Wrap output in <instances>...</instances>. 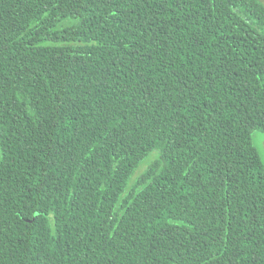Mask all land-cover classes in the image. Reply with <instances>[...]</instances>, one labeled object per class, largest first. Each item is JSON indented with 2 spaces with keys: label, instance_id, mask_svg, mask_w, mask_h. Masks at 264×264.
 Here are the masks:
<instances>
[{
  "label": "trees",
  "instance_id": "obj_1",
  "mask_svg": "<svg viewBox=\"0 0 264 264\" xmlns=\"http://www.w3.org/2000/svg\"><path fill=\"white\" fill-rule=\"evenodd\" d=\"M254 131L260 0H0V264H264Z\"/></svg>",
  "mask_w": 264,
  "mask_h": 264
},
{
  "label": "rangeland",
  "instance_id": "obj_2",
  "mask_svg": "<svg viewBox=\"0 0 264 264\" xmlns=\"http://www.w3.org/2000/svg\"><path fill=\"white\" fill-rule=\"evenodd\" d=\"M260 2H262L264 4V0H260ZM252 138H253V143L255 145V147L258 149L259 153H260V156L264 162V134L260 131H254L252 133ZM149 162L143 164L138 172H137V175H140L144 170L145 168L147 167Z\"/></svg>",
  "mask_w": 264,
  "mask_h": 264
}]
</instances>
